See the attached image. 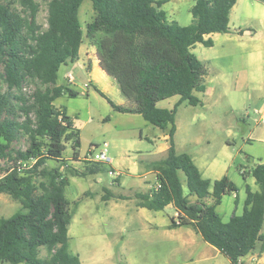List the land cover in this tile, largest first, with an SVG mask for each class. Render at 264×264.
<instances>
[{
    "label": "trees",
    "instance_id": "trees-1",
    "mask_svg": "<svg viewBox=\"0 0 264 264\" xmlns=\"http://www.w3.org/2000/svg\"><path fill=\"white\" fill-rule=\"evenodd\" d=\"M83 1L48 0L43 28L36 22V0H0V194L21 205L10 217H0V264H80L68 245V227L79 203L69 202L65 195L68 176L110 170L108 163L85 160H80L86 164L82 172L67 166L63 153L68 142L70 160L79 161V131L54 102L79 96L56 85V80L62 65L78 59L84 40L94 47L100 69L115 80L132 106L115 105L96 92L114 111L140 115L169 137L163 158L140 161L143 170L158 175L157 190L134 192L132 197L107 190L104 200L133 198L138 207L150 211L172 205L176 217L170 227H193L231 264H240L258 246L264 252V164L240 170L244 179L252 176L258 189L245 185L243 212L223 222L216 207L224 196L236 197L238 188L225 175L215 181L202 178L189 154L176 153L173 141L177 107L201 104L196 94L206 89V64L191 49L198 43L211 47L207 35L229 32L236 0H194L192 21L186 26L167 19L160 9L167 0H89L94 15L84 29L78 17ZM173 96L180 99L172 109L157 107ZM21 140L24 149L17 147ZM48 161L58 166L50 168Z\"/></svg>",
    "mask_w": 264,
    "mask_h": 264
},
{
    "label": "rangeland",
    "instance_id": "rangeland-1",
    "mask_svg": "<svg viewBox=\"0 0 264 264\" xmlns=\"http://www.w3.org/2000/svg\"><path fill=\"white\" fill-rule=\"evenodd\" d=\"M36 1L39 4L36 22L45 28L48 0ZM193 4L194 0H167L160 9L165 12L169 21H176L179 25L186 26L192 21L190 8ZM251 4L256 10V5ZM93 12L91 2L84 0L78 11L83 29L86 23L91 21ZM85 44V47H88L86 40ZM191 51L206 64L208 72L205 81L209 90L204 97L203 105L198 104L195 107L183 105L179 108L176 118L178 125L176 138L180 149L184 152L202 150L206 161L227 163L225 169H228L229 172L226 176L238 188L237 198L234 195L225 196L221 205L216 208L223 222H227L233 213L236 215L242 213L245 180L241 176L240 170L247 171L249 167L253 166V161L258 160L256 156L263 157L264 155V145L254 142L250 137L260 116V112H255V109H261L264 103V90L253 91L246 88L245 92L241 94L240 91L233 89L236 73L243 68L242 63L238 60L237 51L235 52V54L237 53L236 57L231 62L224 61L221 66L216 62L218 61L216 58H219L223 52L219 44L214 47L196 44ZM249 52L247 51V53ZM67 65L74 69L73 73L80 71V63L77 61ZM244 66L247 72L254 69V64L250 60ZM66 70V65L60 67L57 75L58 84L65 83ZM109 95L110 99L116 103L115 96L111 92ZM174 100L169 101L171 106ZM54 105L68 109L73 125L79 131L78 153L82 157L88 154L92 146H96L95 151L98 152L103 143L109 145L107 157L124 165L133 162L139 154L153 151V142L141 141L139 131L142 130L144 135L153 139L156 132H153V128L156 127L149 123H146L147 127L140 126L139 122L145 121L139 115L115 113L108 101L98 94L93 92L89 95L79 94L76 98L64 96L57 99ZM166 105L167 103L160 104L161 107ZM106 117L109 119L104 122ZM137 118L139 122L136 121ZM191 121H193L194 127L190 129L188 125ZM192 138L198 140L199 143L190 146L188 141ZM17 147L24 149L26 147L25 140L17 143ZM71 155L72 146L68 142L63 157L70 161ZM141 161V164L149 162V160ZM47 164L54 166L56 162L48 161ZM141 164L140 166H142ZM74 166L80 168L82 165ZM98 178L101 180L98 185H94L89 177L71 178L66 189V197L71 202L79 200L69 227L68 245L72 253L78 254L80 259L82 258L83 264H204L195 258L185 261L182 256H172L173 245L171 243L165 245L148 243L145 236L146 231L140 229L144 219L138 218L133 221L129 219L130 217H115L114 212L136 215L135 211L131 209L133 202L117 201V209L107 208L108 205H105L106 203L100 199L101 188L108 187L112 183L113 177L108 173H102ZM182 179L184 190L187 192L183 175ZM121 181L123 189L128 191L129 187L137 184L139 178L123 172ZM253 188L255 191L258 189L256 185H253ZM87 190L98 193V195L85 198L83 194ZM0 198V217L7 218L21 210V205L9 196L1 194ZM94 207H98L99 212L93 213ZM236 207H238L237 211ZM167 212L172 214L173 211L167 209ZM92 219L94 222L90 224ZM262 231H264V223ZM99 244L102 245L103 252L99 256L98 262L93 263L91 260H86V255H92L88 251ZM255 253H261L259 246L256 247ZM108 254L109 257L106 260Z\"/></svg>",
    "mask_w": 264,
    "mask_h": 264
},
{
    "label": "crops",
    "instance_id": "crops-1",
    "mask_svg": "<svg viewBox=\"0 0 264 264\" xmlns=\"http://www.w3.org/2000/svg\"><path fill=\"white\" fill-rule=\"evenodd\" d=\"M248 1H252L251 3L256 5V10H254V8L251 6L252 4ZM228 26H229L228 33H222V34L214 33V34L207 35L205 37V39L209 38L212 41L211 47H214L215 45L219 44L220 47H222L223 49L222 55H220L219 58H216L218 59V61L216 62L219 63L220 66L221 64H223L224 61L231 62L234 59V57H236L235 55H237L238 53L239 54L238 60L240 61V63H242V66L244 69L242 68L240 69V71H237L233 89L236 91H240L241 94L245 92L246 88L247 89L249 88L253 91H263L264 90V0H236L235 5L230 10ZM85 46L86 44L84 40L79 49V56L76 61L80 63V71L83 72L86 78V83H82L77 78L74 81L69 82L67 79V74L70 72L73 73L74 69L71 66L66 65L67 70L64 75L65 83L58 84L56 80V85L66 86L70 88L71 90L78 92L81 95H89L91 92L98 94L96 92V89H98L109 100H111L109 97L110 96L109 94L111 92V94L115 96L116 98V103H114L111 100L115 105L122 106V107L132 106L131 103L124 96H122L115 80L107 76L100 69L98 60L95 55L94 47L89 44H88V47H85ZM195 46L196 45H194V47ZM193 48L191 50H193ZM246 50L250 52L247 53ZM236 51L237 53L235 54ZM248 60H250L251 63L254 64V69L251 72H247L246 67L244 66V64L247 63ZM76 73H74L75 76H76ZM208 90H209V86L206 83L205 92L202 94L200 93L196 94L201 100V105H203L204 103V97L208 93ZM172 99H175V100H174L173 105L171 106V103L169 101ZM179 99H180L179 96H173L171 98L158 102L157 107L161 109L170 110L175 106V104L179 102ZM161 103H167V105L165 107L164 106L161 107L160 106ZM183 105H186V104L185 103L180 104L177 107L176 114H175L176 130L174 133L173 141H174V148H175L176 153L189 154L194 164L198 168L202 178L204 179L215 181V180L222 178L224 175L226 176L229 172L228 169H225L227 166V163L206 161V156L204 155L202 150L184 152L182 149H180L181 147H179L178 141L176 138L177 133H178V125H177L176 118L178 115L179 108ZM57 108H62V107L60 106ZM64 109L66 111V114L69 117H71L68 109L67 108H64ZM114 112L119 113L116 111ZM255 112L257 113L260 112V116H259L256 127H254L252 133H250V137L253 138L252 140L254 142L264 145V123L262 122V120H264V103L262 105V108L259 110L255 109ZM132 115H136V114H132ZM136 121L139 122L138 118ZM143 121L145 120L143 119ZM146 123L148 122L146 121L139 122L140 126L147 127ZM188 127L190 129L194 127L193 121L190 122ZM154 131L156 132L153 135V139H150L148 135H144L142 133V130L139 131V139L141 141L148 140L150 142H153V151L145 152L144 154H139L138 157H135V160L133 162H129L127 165L118 163L117 161H114L113 159L109 158V162L106 165L109 168L108 170H112L118 173V175L116 178H112L113 181L111 184H109L108 187L101 188V191H102L101 192L102 195L100 197L101 201H104V203H106L105 205H108L107 208L111 207L112 209H117V205H116L117 201H128L130 203L133 202L131 209L135 211L136 215H133L132 213L124 214V212L123 213L114 212L115 217H119V218L130 217L129 219L133 221H135L138 218L144 219V222L141 224L140 229L141 230L143 229L144 231H146V235H145L146 241L150 244L159 243L161 245H165L166 243H171L173 245V248L171 251L172 256H182L183 260L185 261H191L192 258H195V259H198V261H202L204 264H231L230 261L223 254H221L213 246L206 243L202 239L198 231L194 229L193 227L188 226V225L170 227L172 219H175L176 217V211L172 205L166 206L161 211H150L145 208L138 207L136 205V200L133 198L121 200V199H116L114 197H110L108 200H104L103 196L106 194L107 190L111 192L112 194H114L115 196L122 195V196L132 197V194L134 192L144 193V192H148L153 189V186L158 182V175L152 171L143 170L142 166H140V161L141 160L153 161V160L161 159L165 156L166 151L169 148V137H168L167 131L161 130L158 127L153 128V132ZM197 143H199V141L194 140L193 138L190 139V141H188V144L190 146L197 145ZM108 148H109V145H108ZM107 153H108V150H107ZM83 158L84 157H82L78 153L79 161H76V160L69 161L68 160L69 162L67 161V166H70L71 168H74L77 171L82 172L84 171L86 167V164L80 161V160H83ZM256 158L258 160L253 161L254 164L256 163L264 164V155L263 157L256 156ZM76 164L78 165L81 164L82 166L80 168H77L76 166H74ZM57 166H58V163H56V165L54 166L52 165L48 167L53 168ZM250 168L251 167H249L247 171H249ZM60 169L63 172L64 168L60 167ZM123 172L127 173V175L137 176L139 178V181L137 182V184L134 185L133 187H129L128 191H125L123 189V185L121 181V176ZM100 174L102 173L86 175V176H68L69 184H70L71 178L89 177L91 179L90 181H92L94 185H98L101 182L100 178H98ZM149 177H152V179H149ZM247 178L251 180L248 181L249 179ZM246 179H244L245 183H244L243 207H244V200H245V185H248L252 191H255L253 188V185H256L252 176L248 175ZM181 180H182V185H183L182 175H181ZM247 182H250V183H247ZM66 189H65V195H66ZM184 192L185 194L187 193L185 190ZM93 195L97 196L98 193H92L91 191L87 190L83 194V197L85 198L92 197ZM237 197L238 195L236 194V198ZM224 198L225 196L222 198L221 203ZM191 200L194 201L195 198L192 197ZM69 202L71 201L69 200ZM206 203L210 204L211 200L208 199ZM221 203L218 206H220ZM70 207L72 208L73 206H70ZM167 209L172 210L173 211L172 214H169L167 212ZM75 210H77V208ZM235 210L237 211L238 207H236ZM92 211L93 213L99 212V209L98 207H94ZM75 212L76 211H74V214ZM242 212H243V208H242ZM93 222L94 220L92 219L90 221V224H92ZM70 225H71V221H70ZM69 227H68V235H69ZM88 252L92 255H88V256L86 255L85 259L91 260L93 263L98 262V258L103 252L102 245L99 244L96 247L93 246V249ZM108 257H109V254L108 256H106L105 259L107 260ZM79 260H80V264H83L82 258L81 259L79 258ZM240 264H264V252H261L260 254H256L255 250L252 251L251 253L247 254L245 257L240 259Z\"/></svg>",
    "mask_w": 264,
    "mask_h": 264
},
{
    "label": "built area",
    "instance_id": "built-area-1",
    "mask_svg": "<svg viewBox=\"0 0 264 264\" xmlns=\"http://www.w3.org/2000/svg\"><path fill=\"white\" fill-rule=\"evenodd\" d=\"M67 79L69 82H72L76 79V76L74 73L70 72L67 74ZM262 122L264 123V120H262ZM107 148H108L107 143H103L101 149L98 152H96L95 150L97 149V147L92 146L89 149L88 154L83 158V160L89 161V162H95V163H108L109 158L107 157ZM108 174L113 178H116L118 175V173L112 170H110ZM159 187H160V183L157 182L153 186V190H157Z\"/></svg>",
    "mask_w": 264,
    "mask_h": 264
},
{
    "label": "water",
    "instance_id": "water-1",
    "mask_svg": "<svg viewBox=\"0 0 264 264\" xmlns=\"http://www.w3.org/2000/svg\"><path fill=\"white\" fill-rule=\"evenodd\" d=\"M76 78L81 81L82 83H86V78L82 71L76 73Z\"/></svg>",
    "mask_w": 264,
    "mask_h": 264
}]
</instances>
